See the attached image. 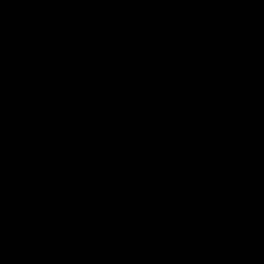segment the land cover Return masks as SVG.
Wrapping results in <instances>:
<instances>
[{"label":"water","instance_id":"water-1","mask_svg":"<svg viewBox=\"0 0 264 264\" xmlns=\"http://www.w3.org/2000/svg\"><path fill=\"white\" fill-rule=\"evenodd\" d=\"M0 264H264V0H0Z\"/></svg>","mask_w":264,"mask_h":264}]
</instances>
